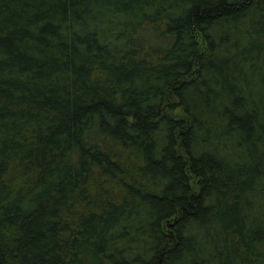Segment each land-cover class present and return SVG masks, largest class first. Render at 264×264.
I'll return each mask as SVG.
<instances>
[{"label": "trees", "instance_id": "1", "mask_svg": "<svg viewBox=\"0 0 264 264\" xmlns=\"http://www.w3.org/2000/svg\"><path fill=\"white\" fill-rule=\"evenodd\" d=\"M0 264H264V0H0Z\"/></svg>", "mask_w": 264, "mask_h": 264}]
</instances>
